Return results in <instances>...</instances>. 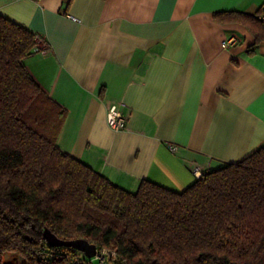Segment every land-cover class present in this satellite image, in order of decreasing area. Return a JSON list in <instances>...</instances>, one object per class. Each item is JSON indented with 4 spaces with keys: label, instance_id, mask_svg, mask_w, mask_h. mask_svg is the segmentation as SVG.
<instances>
[{
    "label": "crops",
    "instance_id": "1",
    "mask_svg": "<svg viewBox=\"0 0 264 264\" xmlns=\"http://www.w3.org/2000/svg\"><path fill=\"white\" fill-rule=\"evenodd\" d=\"M262 6L264 0H0V14L49 46L24 63L67 111L61 151L128 191L148 179L180 192L264 142V42L255 44L246 25L213 16L255 14ZM113 103L129 111L125 129L107 124Z\"/></svg>",
    "mask_w": 264,
    "mask_h": 264
},
{
    "label": "trees",
    "instance_id": "2",
    "mask_svg": "<svg viewBox=\"0 0 264 264\" xmlns=\"http://www.w3.org/2000/svg\"><path fill=\"white\" fill-rule=\"evenodd\" d=\"M262 7L213 16L246 25L257 44ZM37 37L0 14V264L7 253L22 264H99L49 245L45 228L106 249L104 264H264V142L180 192L148 179L123 189L58 148L67 111L24 63Z\"/></svg>",
    "mask_w": 264,
    "mask_h": 264
},
{
    "label": "built area",
    "instance_id": "3",
    "mask_svg": "<svg viewBox=\"0 0 264 264\" xmlns=\"http://www.w3.org/2000/svg\"><path fill=\"white\" fill-rule=\"evenodd\" d=\"M257 19L264 23V6L262 10L257 14ZM73 18V17H72ZM75 19V18H73ZM37 44L39 46L38 52L44 54L49 50V46L43 38L37 37ZM230 44V40L224 41L223 46ZM129 119V111H125L123 104H110L106 110V121L108 126L115 131L125 129L127 127V122ZM174 146H171V150H174ZM108 251L106 249L96 250V255L93 258H88L89 260H98L99 264H104L106 255ZM88 262L87 264H89Z\"/></svg>",
    "mask_w": 264,
    "mask_h": 264
},
{
    "label": "water",
    "instance_id": "4",
    "mask_svg": "<svg viewBox=\"0 0 264 264\" xmlns=\"http://www.w3.org/2000/svg\"><path fill=\"white\" fill-rule=\"evenodd\" d=\"M43 238L49 245L52 246H68L72 247L84 254L86 258H93L96 255L97 247L95 244L90 243L86 239L78 238L72 240H64L57 237L49 229L43 230Z\"/></svg>",
    "mask_w": 264,
    "mask_h": 264
},
{
    "label": "rangeland",
    "instance_id": "5",
    "mask_svg": "<svg viewBox=\"0 0 264 264\" xmlns=\"http://www.w3.org/2000/svg\"><path fill=\"white\" fill-rule=\"evenodd\" d=\"M4 264H22L23 260L14 254L7 253L4 257ZM93 264H97V262H94Z\"/></svg>",
    "mask_w": 264,
    "mask_h": 264
}]
</instances>
